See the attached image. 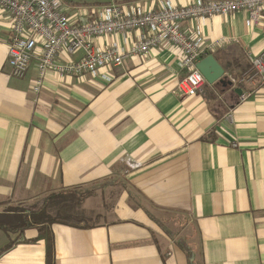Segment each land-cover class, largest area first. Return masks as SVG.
<instances>
[{
    "label": "crops",
    "instance_id": "1",
    "mask_svg": "<svg viewBox=\"0 0 264 264\" xmlns=\"http://www.w3.org/2000/svg\"><path fill=\"white\" fill-rule=\"evenodd\" d=\"M85 1L148 9L157 0ZM246 18L238 10L181 27L201 46L235 37L208 54L228 78L248 77L249 57L264 49V14L252 26ZM10 23L0 7V205L41 204L49 191L73 186L123 185L108 222L52 225L54 264H190L188 253L193 264H264V84L205 82L181 95V52L162 41L130 54L110 82L50 75L34 94L36 56L23 78L10 74ZM141 34L94 44L117 41L126 50ZM158 214L181 217L180 231L168 233ZM36 234L30 228L24 237ZM13 237L0 230V264H45L42 241L22 236L8 246Z\"/></svg>",
    "mask_w": 264,
    "mask_h": 264
},
{
    "label": "built area",
    "instance_id": "2",
    "mask_svg": "<svg viewBox=\"0 0 264 264\" xmlns=\"http://www.w3.org/2000/svg\"><path fill=\"white\" fill-rule=\"evenodd\" d=\"M0 7L11 18L7 58L10 74L23 78L32 58L37 57L36 75L31 79L34 94L41 91L50 75L58 80L97 75L110 82L113 80L111 71L120 67L130 54H144L162 41H170L181 52L179 65L185 74L178 83L179 92L193 94L205 84L196 63L216 46L237 39L220 37L201 46L199 39L190 38L181 24L244 10L246 25L252 26L264 14V0H193L185 5L157 0L148 9L132 2L111 1L73 16L60 6L59 0H0ZM131 30H140L142 34L126 50L117 41L103 47L94 44L97 37ZM73 55L77 57L72 58ZM249 62L252 73L248 77L229 76L232 84L254 83L255 78L264 84V49L250 56ZM244 97L245 93L241 95L242 99Z\"/></svg>",
    "mask_w": 264,
    "mask_h": 264
},
{
    "label": "trees",
    "instance_id": "3",
    "mask_svg": "<svg viewBox=\"0 0 264 264\" xmlns=\"http://www.w3.org/2000/svg\"><path fill=\"white\" fill-rule=\"evenodd\" d=\"M64 1L79 2L88 7H95L99 4L85 0ZM86 190L81 186L61 188L49 191L39 205L34 204L29 207L12 205V207L6 206L3 208L0 211V230L8 235H14L8 246H11L22 236L23 242L42 241L45 248V264H54L53 224L89 228L99 223L94 221L97 214H94L93 211L87 212L81 207L83 202L90 196V193ZM143 209L149 216L153 217L148 209ZM30 228L36 230V236L34 238L24 237L25 231ZM190 258L191 255L188 253V259ZM190 264H193V261Z\"/></svg>",
    "mask_w": 264,
    "mask_h": 264
},
{
    "label": "rangeland",
    "instance_id": "4",
    "mask_svg": "<svg viewBox=\"0 0 264 264\" xmlns=\"http://www.w3.org/2000/svg\"><path fill=\"white\" fill-rule=\"evenodd\" d=\"M59 3L60 6L64 10H66L69 14L82 12L83 10H85L84 7H88V6H84L79 2H67L64 0H59ZM251 73H252V69L250 70L249 74ZM121 188H123V185H114L111 187L106 186L103 189H101V185L99 184L86 186L84 187V189H87L86 191L90 193V197H88V202L86 203V201H84L81 207L87 212L93 211L94 214H97V218L94 220L95 222H99V223L108 222L110 220L113 202L115 201L116 197L121 191ZM24 204L8 201L2 203L0 205V208L3 209L6 206L12 207V205L18 206ZM34 204L37 205L39 203L36 202ZM158 215L161 216L160 214ZM180 224H181V217L175 218L173 217V215H169V214L163 215V217L161 216V226L164 229H166L168 233L171 232L178 233L180 231Z\"/></svg>",
    "mask_w": 264,
    "mask_h": 264
},
{
    "label": "water",
    "instance_id": "5",
    "mask_svg": "<svg viewBox=\"0 0 264 264\" xmlns=\"http://www.w3.org/2000/svg\"><path fill=\"white\" fill-rule=\"evenodd\" d=\"M196 67L203 75L205 82L208 84H220L224 87L233 85L228 76L224 74L223 68L217 63L212 54H208L205 57L201 58L196 63ZM234 90L239 95H241L242 91L239 87H235ZM190 259V262H192V256Z\"/></svg>",
    "mask_w": 264,
    "mask_h": 264
}]
</instances>
